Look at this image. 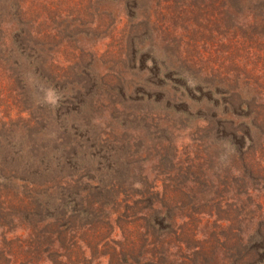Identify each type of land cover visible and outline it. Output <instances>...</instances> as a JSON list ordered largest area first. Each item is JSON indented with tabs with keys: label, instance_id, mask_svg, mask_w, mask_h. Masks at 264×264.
Segmentation results:
<instances>
[{
	"label": "rangeland",
	"instance_id": "obj_1",
	"mask_svg": "<svg viewBox=\"0 0 264 264\" xmlns=\"http://www.w3.org/2000/svg\"><path fill=\"white\" fill-rule=\"evenodd\" d=\"M190 1L0 0V245L53 232L63 264H119L107 191L121 183L132 198L173 183L195 206L182 210L193 237L171 264H264V157L242 185L217 123L230 118L224 97L176 54L198 32ZM58 182L65 209L31 213L38 189ZM82 196L105 207L83 211Z\"/></svg>",
	"mask_w": 264,
	"mask_h": 264
},
{
	"label": "trees",
	"instance_id": "obj_2",
	"mask_svg": "<svg viewBox=\"0 0 264 264\" xmlns=\"http://www.w3.org/2000/svg\"><path fill=\"white\" fill-rule=\"evenodd\" d=\"M188 6L192 8V21L198 32L187 38L188 51L184 57L180 52L176 54L183 63L204 75L200 78L206 82L208 92L224 97L222 115H230V118L218 119L217 123L225 136L224 143L229 147L228 158L242 166L240 182L247 185L259 174L257 166L262 160L258 159L259 154L264 157V0H191ZM15 11L17 15L26 14L21 3L15 6ZM144 20L148 27L147 19ZM27 26L33 30L32 25ZM31 30L24 35L28 42L37 37L30 34ZM34 32V35H45L38 30ZM172 40L180 42L173 37ZM197 64L199 67L195 68ZM207 128L205 132L216 141L218 135L215 136L209 126ZM251 165H255L258 172L250 170ZM232 174L229 172L228 178L232 179ZM120 184L113 185L111 191L105 190L118 212L117 224L121 232L120 241L115 243L117 249L112 254L119 264H171L172 257L180 251L176 248L183 245L185 239L193 237L194 216L182 211L194 209L191 190L183 188L182 191L171 183L172 191H167L170 187L167 186L160 193L156 184L144 185L145 192L131 196L132 199L119 196ZM59 185L60 182L45 190L38 189L35 199L28 203L30 212L41 216L50 209H65L67 204L51 192ZM80 201L83 211L97 205L105 207L95 201L86 205L83 196ZM21 204L27 208L23 200ZM2 216L0 203V220ZM26 222L33 228L31 221ZM52 233L50 236L35 234L15 249L11 240L5 239L0 245V264H14L15 256L21 259L20 264H44L46 261L63 264L64 256L54 250ZM58 234L62 235V232Z\"/></svg>",
	"mask_w": 264,
	"mask_h": 264
}]
</instances>
